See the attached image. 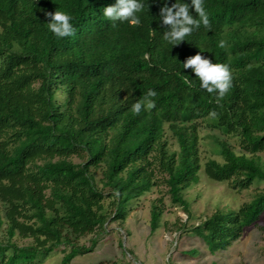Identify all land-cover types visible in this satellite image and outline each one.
Instances as JSON below:
<instances>
[{
	"label": "trees",
	"instance_id": "16d2710c",
	"mask_svg": "<svg viewBox=\"0 0 264 264\" xmlns=\"http://www.w3.org/2000/svg\"><path fill=\"white\" fill-rule=\"evenodd\" d=\"M139 2L132 26L103 15L116 0H0V264H43L61 246L60 264H72L108 224L127 220L133 199L161 184L187 214L177 229L213 253L264 214L262 188L238 209L189 226L185 197L199 182L202 126L239 142L238 150L216 136L223 161L206 162L211 179L234 190L264 180V0H203L210 29L201 24L178 45L163 39L160 9L188 4L199 19L191 0ZM56 10L72 17L73 35L50 31L46 13ZM197 53L231 71L219 103L218 91L183 67ZM149 90L155 108L135 114ZM163 213V198L153 200L152 231ZM89 235L91 245L81 244Z\"/></svg>",
	"mask_w": 264,
	"mask_h": 264
},
{
	"label": "rangeland",
	"instance_id": "374dc122",
	"mask_svg": "<svg viewBox=\"0 0 264 264\" xmlns=\"http://www.w3.org/2000/svg\"><path fill=\"white\" fill-rule=\"evenodd\" d=\"M200 134L202 167L198 173L199 182L185 190L192 214L189 226L198 224L218 208L238 209L250 201L258 189L264 188V180H256L249 189L234 190L226 181L211 179L205 170L206 162L210 158L223 161L218 154L216 136L228 139L238 150L239 142L235 137L204 126ZM172 142L177 148L176 142ZM261 156L264 159V152ZM96 176L98 179L102 176L101 170L96 171ZM157 198L164 200V213L160 225L152 231L151 204ZM1 209L0 201V213ZM186 220V212L172 202L167 186L158 185L140 198L133 199L127 220L123 224H108L106 231L96 236L98 242L94 249L78 255L72 264H264V214L256 224L247 227L241 238L228 249L214 253L201 236L177 229L176 225ZM3 236L4 231L0 228V237ZM94 236L84 237L80 243L90 246ZM16 241L20 245L30 243L29 239L20 237ZM63 248L55 249L43 264H60Z\"/></svg>",
	"mask_w": 264,
	"mask_h": 264
},
{
	"label": "clouds",
	"instance_id": "9594fccd",
	"mask_svg": "<svg viewBox=\"0 0 264 264\" xmlns=\"http://www.w3.org/2000/svg\"><path fill=\"white\" fill-rule=\"evenodd\" d=\"M191 6L199 19L194 18L189 12L188 4L175 3L169 7L165 4L160 9V17L167 30L163 39L173 45H178L191 35L193 29H199L201 24L210 29L208 14L203 6V0H191ZM144 5L139 0H116V3L104 8L103 15L109 20H128L132 26L140 24L137 12L142 11ZM50 17L48 27L57 37L63 38L74 34V27L71 23L72 17L63 11L56 10L46 13ZM224 41L220 42V47H224ZM185 69L192 68L201 82V87L209 93H219L217 103L228 92L232 83V75L229 67L225 64L214 63L211 59L197 53L187 58L183 63ZM156 95L154 90H149L147 96L132 105V111L139 114L142 109L151 111L155 108V101L149 99ZM214 114V113H213Z\"/></svg>",
	"mask_w": 264,
	"mask_h": 264
}]
</instances>
